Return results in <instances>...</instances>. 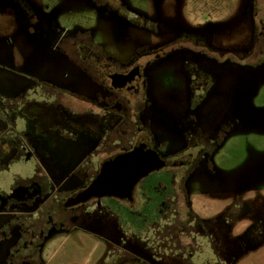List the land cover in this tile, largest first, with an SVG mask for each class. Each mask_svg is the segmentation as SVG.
<instances>
[{"label": "rangeland", "instance_id": "1", "mask_svg": "<svg viewBox=\"0 0 264 264\" xmlns=\"http://www.w3.org/2000/svg\"><path fill=\"white\" fill-rule=\"evenodd\" d=\"M122 2L145 17H134ZM61 31L64 46L76 37L74 48L95 61L122 63L133 55L150 63L157 56L138 111L121 114L97 97H78L103 91L97 76L92 80L52 45ZM166 36L185 42L152 44ZM47 80L71 84L77 95L47 93ZM133 114L139 127L149 124L158 149L194 155L186 203L198 219L238 205L233 194L245 188L239 202L246 201L249 215L224 216L232 224L230 240L223 235L228 249L210 264H264V0H0V223L34 215L53 190H67L63 199L83 187L93 175L95 134L111 122L116 130L119 118ZM201 134L216 146L213 170L203 163L209 144ZM34 175L48 178L47 192L29 183ZM104 202L114 213L73 206L68 224L15 253L12 231L0 242V264H191L207 257L206 249L153 250L152 228L126 214L132 204Z\"/></svg>", "mask_w": 264, "mask_h": 264}, {"label": "flooded vegetation", "instance_id": "2", "mask_svg": "<svg viewBox=\"0 0 264 264\" xmlns=\"http://www.w3.org/2000/svg\"><path fill=\"white\" fill-rule=\"evenodd\" d=\"M123 6L134 17H145L144 13L132 10L125 3H123ZM78 31L79 29L76 28L74 32L78 33ZM82 31L90 33V31ZM167 37H161L157 41L153 40L154 42L152 44L155 47L159 46L163 48L171 41H179L180 43L184 41L183 38L177 40L176 37H169L168 40ZM63 38V31H61L56 35L52 45L58 50L61 49V53L59 51L60 55H64L71 64L79 65V68L91 78L94 75L97 76L99 81H95V84L103 91L101 93H95L96 95H93L94 91L90 92L93 94H78L79 98L84 101H95L94 99L97 97L98 101L105 103L108 109L115 108L119 113L123 110L129 112L128 110L130 109H137L136 111H138L141 105L144 104L140 100V97H142L143 85L146 80L147 67L152 65V62L157 57L156 55L152 56V60L149 59L151 61L150 63L146 59L140 60L133 55L129 56L122 63L110 57L95 61L92 54L82 55L74 48L73 43L76 37L69 38L71 42L67 46L61 43ZM89 45L91 44H88V47ZM65 49L67 51L71 49L74 52L66 53L63 51ZM93 78L92 80H94ZM44 83L47 84L46 89L48 90H45L47 93L51 94L52 92H56L57 89H60L64 91L68 90L72 94L77 95V91L74 87H71V84H53V82L48 80ZM107 93L115 95V101L111 103L107 102L105 100ZM137 120L134 114L130 119L126 117L119 118L120 126L116 130H113V122L111 124L106 123L110 125L109 130L105 128L99 134H95L96 136L92 139L93 146L89 149V158L91 157L92 161L89 170L92 169L91 172H93V175L88 182L83 187L67 194L63 199H61V195L68 193L67 190H53L44 202H42L39 209L35 211L34 215L17 213L13 217L4 219L0 223V242L10 238L12 231H16L17 240L13 246L14 253L18 250L16 249L17 246L20 247L21 244L23 245V249L33 244L35 246L41 245L43 243L42 240L44 241L51 231L58 230L59 227L63 228L62 226L70 222V216L73 215L70 208L73 206L90 204L92 205L91 209L98 208L100 212L109 210L111 213H114V209L111 208L109 203H102L104 198H109L119 203L129 202L134 206L133 208H129L130 210L126 214L138 216L141 223H148L149 228H152V233L150 234L148 232V234L151 236L150 241L153 243V250H161V248L176 252H183L186 249H190L191 251H194V249L207 250V257L205 259H197L191 264H210L209 260L218 257V254L227 250L228 247L225 246V240L226 238H228V241L230 240L229 232H231L230 228L232 224L228 221L224 222L223 218L229 213L235 215L234 218L236 220L249 215L250 209L246 201L244 200L243 203L239 202L242 194H244L243 190L245 188L238 192L235 191L233 194V199L238 205H234L233 208L228 206L226 208L224 207L221 210V215L218 217L211 216L207 219L204 218V220L198 219L189 210L186 203L188 195L186 186L187 177L192 169L198 167L193 163L192 157L194 155L187 152L186 148L179 149L170 154L161 151L155 144L153 134L148 126L149 124H144L139 127L141 123ZM127 128L130 130V133L125 134ZM121 132H125L124 136H120L121 134L119 133ZM200 141L209 144V149L207 150V153H209L207 156L209 157L203 163L210 170H213L210 156L216 150V146L210 138L204 137L203 134L200 136ZM139 145H144L154 151L164 161V164L140 178L132 189L131 197H91L85 201L69 204L68 199L77 195L89 185L104 161L118 154L132 151ZM195 156L198 157L199 155L196 154ZM30 182H34L36 184L35 186H40L41 189L39 191H42V193L50 189L49 180L45 176L39 179L34 175ZM26 186L29 185L27 184ZM118 205L120 206V204ZM102 209L106 211H101ZM219 219L223 220L221 229L219 228V222L222 220ZM67 221L69 222L67 223ZM223 235L227 237L223 238Z\"/></svg>", "mask_w": 264, "mask_h": 264}, {"label": "water", "instance_id": "3", "mask_svg": "<svg viewBox=\"0 0 264 264\" xmlns=\"http://www.w3.org/2000/svg\"><path fill=\"white\" fill-rule=\"evenodd\" d=\"M163 164L154 151L139 145L104 161L89 185L68 202L75 204L91 197L129 198L136 182Z\"/></svg>", "mask_w": 264, "mask_h": 264}]
</instances>
